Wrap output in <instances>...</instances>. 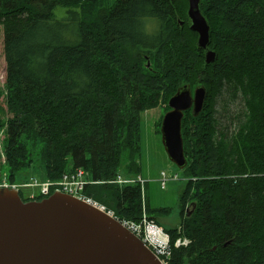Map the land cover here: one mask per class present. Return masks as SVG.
Segmentation results:
<instances>
[{"label":"trees","instance_id":"obj_1","mask_svg":"<svg viewBox=\"0 0 264 264\" xmlns=\"http://www.w3.org/2000/svg\"><path fill=\"white\" fill-rule=\"evenodd\" d=\"M57 7L66 9L60 19ZM199 7L211 63L188 27L187 0H0L10 115L0 181L16 183L34 165L28 141L43 143L44 180L77 168L107 180L122 163L124 175L141 174V112L183 84L203 85L202 111L187 110L181 121L189 178L179 225L163 228L167 264H264V0ZM223 90L243 101V119L229 134L215 116ZM84 193L119 218L141 217L137 184L87 185ZM147 211L156 222L170 214L149 203ZM180 236L188 243L174 246Z\"/></svg>","mask_w":264,"mask_h":264},{"label":"water","instance_id":"obj_2","mask_svg":"<svg viewBox=\"0 0 264 264\" xmlns=\"http://www.w3.org/2000/svg\"><path fill=\"white\" fill-rule=\"evenodd\" d=\"M187 2L188 27L197 34L196 45L205 63H211L216 53L209 47L210 27L200 0ZM206 94L203 85L192 92L186 83L168 100L170 109L160 124L161 142L178 169L187 163L181 135L184 112L190 110L193 117L198 116ZM0 264L162 263L139 237L93 204L60 191L23 201L17 189L0 187Z\"/></svg>","mask_w":264,"mask_h":264},{"label":"rangeland","instance_id":"obj_3","mask_svg":"<svg viewBox=\"0 0 264 264\" xmlns=\"http://www.w3.org/2000/svg\"><path fill=\"white\" fill-rule=\"evenodd\" d=\"M107 1L109 6L115 0ZM53 13L54 18L60 19L63 15H65L66 9L57 7ZM151 29L152 26L148 25L147 30L150 31ZM145 67L149 68L147 67V62H145ZM196 86L198 85H193V87L191 88L192 92ZM6 94L7 84L5 58L3 53V28L0 24V121H2V123L4 124L3 127L0 128V180L2 179V172L6 169L5 166L2 165L5 158L6 139V123L4 122H6L7 118L10 117L6 107ZM168 100L165 103L159 104L157 107L142 111L140 114L142 150L141 159L139 161H141L142 168L141 174L136 175V178L141 177L147 180L146 182H144L143 186L140 185V215L146 214L147 216L152 218L150 213L147 211L148 203L150 204V206L157 208L161 206L169 207L170 214L167 216H161L163 218L160 223L164 228H171L175 225H179L181 219L179 213V197L186 184V181L189 178L184 173L183 169H178L175 164L168 159V156L161 142V133L159 131L160 127L158 123L162 120L163 115L170 109L168 106ZM215 109L217 128H219L221 131L226 132L227 134L234 131L238 127L239 121L243 119V101L239 93H227L226 90H223L219 97H216ZM42 147V142H27V148L31 154L32 160L34 161V165L30 169L26 170V172H23L18 176V180L21 182V184L25 183L33 177H35L39 181H44L42 170L43 167L41 166L40 169L39 166L41 165ZM120 170H126L124 163H122ZM162 172H165L167 176V181L163 188H161L160 184V181L162 179ZM37 191V187L33 189L28 187H21L20 194L23 198H28L31 192L36 193ZM188 211H191V208Z\"/></svg>","mask_w":264,"mask_h":264},{"label":"built area","instance_id":"obj_4","mask_svg":"<svg viewBox=\"0 0 264 264\" xmlns=\"http://www.w3.org/2000/svg\"><path fill=\"white\" fill-rule=\"evenodd\" d=\"M162 179L160 181L161 187L165 186L167 181V176L165 172L161 173ZM114 183L117 185H132L138 183L143 186L145 180L141 177H129L124 176L121 173L115 174L109 180H96L93 179L85 170L77 168L73 171L66 172L62 175L61 179L52 182L49 180L39 181L36 178H31L29 181L21 184L19 182L9 183L5 179L0 181V186H11L14 188L28 187V188H38L39 195H47L50 191H61L79 199L86 200L88 202H93L100 209L107 211V213L113 216L117 221L125 227L127 230L141 238V240L150 247L155 254L159 257L162 264L168 263V258L170 256V241L169 236L164 232V230L158 226L155 221L150 219L146 214L141 215L139 220H131L125 218H119L113 214L112 211L107 210L103 205L92 201L91 198L87 197L84 193V189L88 184H102V183ZM35 194L32 192L30 197H34ZM188 240L177 239L174 242V246L186 245Z\"/></svg>","mask_w":264,"mask_h":264},{"label":"bare ground","instance_id":"obj_5","mask_svg":"<svg viewBox=\"0 0 264 264\" xmlns=\"http://www.w3.org/2000/svg\"><path fill=\"white\" fill-rule=\"evenodd\" d=\"M177 239H180V240H188L186 237H184V236H180V237H177L175 240H177ZM189 241V240H188Z\"/></svg>","mask_w":264,"mask_h":264}]
</instances>
